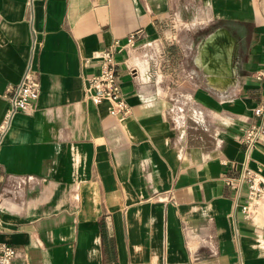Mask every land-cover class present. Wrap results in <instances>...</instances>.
I'll list each match as a JSON object with an SVG mask.
<instances>
[{
	"label": "crops",
	"instance_id": "obj_1",
	"mask_svg": "<svg viewBox=\"0 0 264 264\" xmlns=\"http://www.w3.org/2000/svg\"><path fill=\"white\" fill-rule=\"evenodd\" d=\"M137 32L121 118L86 88L94 54ZM220 32L229 55L201 58ZM216 64L229 82L210 84ZM30 66L36 108L2 133ZM263 105L264 0H0V243L14 264H264V198L238 181ZM249 166L264 182V146Z\"/></svg>",
	"mask_w": 264,
	"mask_h": 264
},
{
	"label": "built area",
	"instance_id": "obj_2",
	"mask_svg": "<svg viewBox=\"0 0 264 264\" xmlns=\"http://www.w3.org/2000/svg\"><path fill=\"white\" fill-rule=\"evenodd\" d=\"M139 33H131L123 41L115 40L104 49L94 54L95 59L102 61L100 68L89 78L86 92L94 105L108 103L111 115L126 117L130 113L121 87L116 55L134 49L140 41ZM35 44V43H34ZM39 95V80L31 66L25 72L21 82L9 86L4 98L9 108L2 124V133L8 128L11 117L18 112H33ZM256 122L242 128L240 145L244 151L245 161L240 168L238 181L248 189V199L257 203L264 197V182L250 168L253 151L260 145L264 146V105L254 111ZM249 204L241 213L247 215ZM16 249L7 243H0V264H14Z\"/></svg>",
	"mask_w": 264,
	"mask_h": 264
},
{
	"label": "bare ground",
	"instance_id": "obj_3",
	"mask_svg": "<svg viewBox=\"0 0 264 264\" xmlns=\"http://www.w3.org/2000/svg\"><path fill=\"white\" fill-rule=\"evenodd\" d=\"M223 34V32H220L219 34H216L215 36L209 38L206 42V44L204 45V49L201 50L200 52V55H201V58H206V57H209V58H212L211 57V53L212 51H214V49H216V54H215V58L213 57V59H215L216 61H221V59L226 56V55H229V49L226 48V47H214V43L216 40L219 39V37H221ZM217 65V64H216ZM218 68H209V67H205V70L206 72L208 73L209 75V82L210 84H214L217 85L218 83L221 84V83H227L229 82V80L227 79V74H224L223 71H221V68H219V66L222 67L223 69V64H219L217 65ZM222 85V84H221Z\"/></svg>",
	"mask_w": 264,
	"mask_h": 264
},
{
	"label": "rangeland",
	"instance_id": "obj_4",
	"mask_svg": "<svg viewBox=\"0 0 264 264\" xmlns=\"http://www.w3.org/2000/svg\"><path fill=\"white\" fill-rule=\"evenodd\" d=\"M162 32L164 33L163 34L164 38L169 39L170 41H174V43L176 45L175 47L177 49L176 54L181 56L183 53H182L181 48H179L180 47L179 38L181 35L180 25L171 24L169 26L164 27Z\"/></svg>",
	"mask_w": 264,
	"mask_h": 264
}]
</instances>
